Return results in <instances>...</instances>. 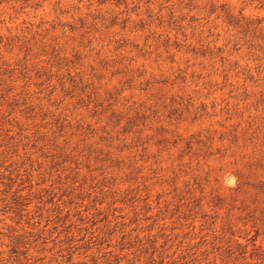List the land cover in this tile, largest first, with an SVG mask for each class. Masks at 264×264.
Listing matches in <instances>:
<instances>
[{
    "label": "rangeland",
    "instance_id": "374dc122",
    "mask_svg": "<svg viewBox=\"0 0 264 264\" xmlns=\"http://www.w3.org/2000/svg\"><path fill=\"white\" fill-rule=\"evenodd\" d=\"M0 264H264V0H0Z\"/></svg>",
    "mask_w": 264,
    "mask_h": 264
}]
</instances>
